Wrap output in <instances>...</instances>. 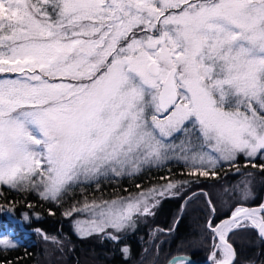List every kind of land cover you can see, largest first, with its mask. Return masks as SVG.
Segmentation results:
<instances>
[{
    "label": "snow or ice",
    "instance_id": "1",
    "mask_svg": "<svg viewBox=\"0 0 264 264\" xmlns=\"http://www.w3.org/2000/svg\"><path fill=\"white\" fill-rule=\"evenodd\" d=\"M241 155L264 159V0H0V185L63 204L77 185L183 164L163 184L69 205L66 217L88 214L81 238L119 242L160 198L226 162L239 172ZM242 184L230 215L205 225L211 264H234L238 229L264 239V204L245 206Z\"/></svg>",
    "mask_w": 264,
    "mask_h": 264
},
{
    "label": "trees",
    "instance_id": "2",
    "mask_svg": "<svg viewBox=\"0 0 264 264\" xmlns=\"http://www.w3.org/2000/svg\"><path fill=\"white\" fill-rule=\"evenodd\" d=\"M235 163L239 172L226 162L215 178L200 177L199 184L186 185L179 195L160 198L153 209L155 215L140 217L119 242L102 235L81 238L74 229V221L84 220L88 214L66 217L62 213L85 198L91 201L127 196L139 191L136 184L146 188L165 183L162 176L180 177L184 172L181 162L147 167L134 176L101 178L99 187L94 182L77 185L65 196L63 204L42 200L35 191H16L0 185V237L8 236L17 245L12 249L0 248V264H168L177 256L204 263L212 244L205 225L209 219L219 223L227 218L230 208L241 202L242 181H250L253 196L252 201L243 203L249 207L262 204L264 159L241 155ZM253 163L257 167H252ZM249 172L251 176L244 175ZM208 200L215 205L214 215H210ZM25 214L29 220L24 219ZM37 228L60 243L51 239L45 243L35 233ZM230 240L236 252L234 264H264V239L254 229H238L230 234ZM125 247L127 253L122 251Z\"/></svg>",
    "mask_w": 264,
    "mask_h": 264
},
{
    "label": "rangeland",
    "instance_id": "3",
    "mask_svg": "<svg viewBox=\"0 0 264 264\" xmlns=\"http://www.w3.org/2000/svg\"><path fill=\"white\" fill-rule=\"evenodd\" d=\"M178 136H179V134H177ZM175 161H177V160H175ZM167 162H174V160H170V161H167ZM167 162H163L162 164H164V163H167ZM161 165V164H160ZM156 166H159V165H156ZM156 166H152V167H156ZM145 168H147V166H145ZM123 176H126V175H123ZM109 177H121V176H109ZM101 178H104V177H101ZM108 178V177H107ZM252 199H253V196L252 195H250V197H249V199L248 200H246L245 202L246 203H249L250 201H252ZM262 204H264V195H263V197H262ZM248 205V204H247ZM247 205H245V206H247ZM249 207V206H248ZM256 231V230H255ZM257 232V231H256ZM35 233H37L36 231H35ZM38 234V233H37ZM258 234V233H257ZM39 235V234H38ZM4 237V236H3ZM3 237H0V238H3ZM40 237L42 238V236L40 235ZM262 239V238H261ZM42 240L45 242V243H47L48 241H50V240H48V241H45L43 238H42ZM210 255V254H209ZM235 262V261H234ZM205 263V262H204ZM206 263L207 264H211V260H210V258H209V256H208V259H207V261H206ZM188 264V263H187Z\"/></svg>",
    "mask_w": 264,
    "mask_h": 264
},
{
    "label": "water",
    "instance_id": "4",
    "mask_svg": "<svg viewBox=\"0 0 264 264\" xmlns=\"http://www.w3.org/2000/svg\"><path fill=\"white\" fill-rule=\"evenodd\" d=\"M255 207H257V206H255ZM188 258V257H187ZM187 263L188 264H207L206 262L205 263H196V262H194L191 258H188L187 259Z\"/></svg>",
    "mask_w": 264,
    "mask_h": 264
}]
</instances>
